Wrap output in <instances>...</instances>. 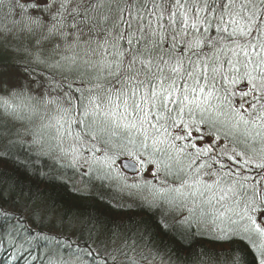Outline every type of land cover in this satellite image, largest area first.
I'll list each match as a JSON object with an SVG mask.
<instances>
[{
	"label": "snow or ice",
	"instance_id": "snow-or-ice-1",
	"mask_svg": "<svg viewBox=\"0 0 264 264\" xmlns=\"http://www.w3.org/2000/svg\"><path fill=\"white\" fill-rule=\"evenodd\" d=\"M0 143V163L25 172L17 148L105 177L134 169L155 223L117 246L86 210L52 234L55 198L39 219L0 203V264H145L158 234L239 240L230 264H264V0H0Z\"/></svg>",
	"mask_w": 264,
	"mask_h": 264
},
{
	"label": "trees",
	"instance_id": "trees-1",
	"mask_svg": "<svg viewBox=\"0 0 264 264\" xmlns=\"http://www.w3.org/2000/svg\"><path fill=\"white\" fill-rule=\"evenodd\" d=\"M4 151L5 145L0 143V153ZM13 157L18 161H24L27 164V171L18 170L11 160L7 164L0 163V188L5 189L6 198L9 197V186L15 185L14 198H8L7 203L0 202L9 214L23 211L28 215L35 210L39 219L40 215L47 212L52 197L59 201L56 208L48 212L45 217L46 224L49 220L53 221L49 225L52 234L61 231L63 226L71 223L74 218L77 219V223H81L78 213L86 210L88 215L82 219L92 220L88 227L91 229L95 225L94 236L99 234L100 239L114 240L117 246L128 237L136 238L134 231L142 219L155 227L152 215H146L137 207L138 202L122 195L121 187L112 186L108 182L107 187H102L99 183L98 185L95 182H87L83 189H77L74 171L72 172L73 169L67 166L66 162L62 161V163L51 156L37 154L36 149L17 148L13 152ZM99 174L100 178H103L102 172ZM89 176L93 177L92 174ZM13 199L19 202L18 207H14ZM69 207L71 212L67 219H64L65 209ZM162 211L164 210H154V216L159 217ZM168 219L174 233L182 230L177 221H173L171 217ZM12 222L15 223V217L12 218ZM48 230L45 229L46 232ZM71 239L75 240L76 237L72 236ZM241 248L239 240H233L230 244H220L219 241L205 235H198L190 244L181 246L171 239L170 235L158 234L151 244L146 238L140 244L138 252L142 251L144 256L149 258L146 262H161L164 259L166 263L169 250H175L179 253L181 264H230L232 256L225 257L223 253L229 249L239 251ZM240 255L242 259L247 260L246 253L240 252Z\"/></svg>",
	"mask_w": 264,
	"mask_h": 264
},
{
	"label": "rangeland",
	"instance_id": "rangeland-1",
	"mask_svg": "<svg viewBox=\"0 0 264 264\" xmlns=\"http://www.w3.org/2000/svg\"><path fill=\"white\" fill-rule=\"evenodd\" d=\"M11 72H12V70L8 69L7 71H5V75H9V74H11ZM96 155L100 156V155H102V153H97ZM60 161L61 162L62 161L66 162L67 165L69 163V161L67 159H61ZM117 166L119 167V161L117 163ZM72 169L74 171V175H75L74 182L76 183L75 187L77 189H80L81 186L84 188L85 187V183H87V182H95V184L99 183L102 187H107L106 183L101 182V181H99V179L95 178V177H100V174H99L100 171H97V170L94 169L93 171L89 172L86 165H81L80 167H76V168L72 167ZM90 174H92L95 177H90L89 176ZM103 178L105 180H107V182H109L110 185L121 187L120 192H121L122 195L130 198V200H132L134 202L140 203L139 198H138L137 190L133 189L131 187H128V186L132 185L133 183L140 181V179H141L140 174L137 173V175L132 176V175H129L127 173H123V171L120 170L118 175L114 172L111 177H105L103 175ZM145 178H149L150 179L151 177L150 176H146ZM122 198H124V197H122ZM205 236L206 237H211L209 235H205ZM220 244H224V243L220 242ZM224 246H227V245H224ZM145 264H161V262L160 261L159 262L158 261L157 262L156 261H154V262H145ZM165 264H167V262ZM207 264H210V263H207ZM225 264H228V263H225Z\"/></svg>",
	"mask_w": 264,
	"mask_h": 264
},
{
	"label": "water",
	"instance_id": "water-1",
	"mask_svg": "<svg viewBox=\"0 0 264 264\" xmlns=\"http://www.w3.org/2000/svg\"><path fill=\"white\" fill-rule=\"evenodd\" d=\"M126 172H129V173H136V171L134 169H131V168H128V169H125Z\"/></svg>",
	"mask_w": 264,
	"mask_h": 264
}]
</instances>
